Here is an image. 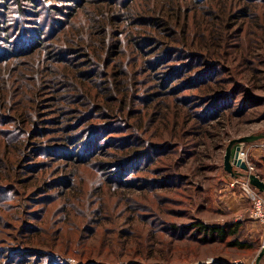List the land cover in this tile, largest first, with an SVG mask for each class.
Wrapping results in <instances>:
<instances>
[{"label": "rangeland", "instance_id": "rangeland-1", "mask_svg": "<svg viewBox=\"0 0 264 264\" xmlns=\"http://www.w3.org/2000/svg\"><path fill=\"white\" fill-rule=\"evenodd\" d=\"M0 25V264H256L264 0H0Z\"/></svg>", "mask_w": 264, "mask_h": 264}, {"label": "water", "instance_id": "water-1", "mask_svg": "<svg viewBox=\"0 0 264 264\" xmlns=\"http://www.w3.org/2000/svg\"><path fill=\"white\" fill-rule=\"evenodd\" d=\"M262 135H247L236 138L230 142L227 147L226 154H225V169L232 174H235L233 171V167L237 166L244 170H248L249 166L247 165L246 161L242 159L239 155V152L242 149V144L246 142H251L257 139H260ZM249 180L251 184L256 186L260 191L264 193V180L257 176L255 173H251L249 175ZM264 256V246L262 247L261 251L259 252L256 264H260L262 258Z\"/></svg>", "mask_w": 264, "mask_h": 264}, {"label": "trees", "instance_id": "trees-1", "mask_svg": "<svg viewBox=\"0 0 264 264\" xmlns=\"http://www.w3.org/2000/svg\"><path fill=\"white\" fill-rule=\"evenodd\" d=\"M240 225L241 224L238 222L229 224L228 226H212L197 222L196 228L198 229V231L206 233L209 238L225 239V236L236 237ZM230 245L236 246L241 249H250L253 247L252 243L249 242V240H240L237 237L230 242Z\"/></svg>", "mask_w": 264, "mask_h": 264}, {"label": "built area", "instance_id": "built-area-1", "mask_svg": "<svg viewBox=\"0 0 264 264\" xmlns=\"http://www.w3.org/2000/svg\"><path fill=\"white\" fill-rule=\"evenodd\" d=\"M263 149H264V146H263ZM240 156L242 157V159L245 160L243 153ZM253 213L256 218L258 217V218L264 219V198L258 195L257 193H255V196H254V212Z\"/></svg>", "mask_w": 264, "mask_h": 264}, {"label": "crops", "instance_id": "crops-1", "mask_svg": "<svg viewBox=\"0 0 264 264\" xmlns=\"http://www.w3.org/2000/svg\"><path fill=\"white\" fill-rule=\"evenodd\" d=\"M238 169V168H237ZM233 176V175H232ZM229 184V183H228ZM230 185V184H229ZM233 188H229V186H228V190H230V191H232V192H234L233 190H232ZM244 194L242 193V191H241V193L240 192H234V193H232L230 196H229V199H230V201H231V204L233 203V206L234 207H239V204H240V201H243L244 200V198H245V195L243 196Z\"/></svg>", "mask_w": 264, "mask_h": 264}, {"label": "bare ground", "instance_id": "bare-ground-1", "mask_svg": "<svg viewBox=\"0 0 264 264\" xmlns=\"http://www.w3.org/2000/svg\"><path fill=\"white\" fill-rule=\"evenodd\" d=\"M242 151L239 152V155H241ZM241 157V156H240ZM242 158V157H241ZM237 264V263H236Z\"/></svg>", "mask_w": 264, "mask_h": 264}]
</instances>
